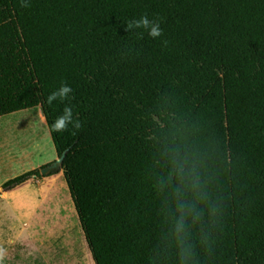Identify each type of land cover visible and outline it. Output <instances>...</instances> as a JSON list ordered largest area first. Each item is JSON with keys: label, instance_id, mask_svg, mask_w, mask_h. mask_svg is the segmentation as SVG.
Segmentation results:
<instances>
[{"label": "trees", "instance_id": "16d2710c", "mask_svg": "<svg viewBox=\"0 0 264 264\" xmlns=\"http://www.w3.org/2000/svg\"><path fill=\"white\" fill-rule=\"evenodd\" d=\"M28 2L0 0V116L40 106L50 127L72 108L81 128L51 135L101 256L173 233L181 190L186 228L224 212L221 78L236 262L264 264V0ZM145 14L160 38L127 31Z\"/></svg>", "mask_w": 264, "mask_h": 264}, {"label": "rangeland", "instance_id": "374dc122", "mask_svg": "<svg viewBox=\"0 0 264 264\" xmlns=\"http://www.w3.org/2000/svg\"><path fill=\"white\" fill-rule=\"evenodd\" d=\"M218 105L220 122L221 154L224 166V197L225 210L223 213L206 219L192 227L186 228V244L188 252L183 258L177 244L175 233H169L137 245L113 259H104L99 251L89 219L83 207L82 198L79 194L73 171L69 163H65L61 170L46 181L55 180L54 194L65 197L54 202L64 205L62 210L66 215L71 208L69 195L74 201L78 218L81 224V240L74 232V237L63 240L64 254L69 252L75 255L78 252V264H237L234 242V217L230 192L229 179V154L228 137L226 131L225 98L222 79L218 80ZM31 113L22 111L0 117V152L13 157L11 166L2 173V178L8 180L22 173H30L38 168L41 163L54 160L56 147L51 135L50 127L40 106L30 109ZM23 115H32L25 124L19 127L13 126ZM40 170V169H39ZM30 173L31 180L33 173ZM48 190V187H47ZM21 195L25 193L35 195L34 190L22 188ZM67 207V208H66ZM56 226L47 225L40 228L36 233L42 239L45 236L57 235ZM36 230V229H35ZM49 244V243H48ZM80 245V246H79ZM51 248L55 246L49 244ZM58 249L59 244L57 245ZM79 246V247H78ZM2 247V246H0ZM79 250V251H78ZM36 258L34 249L25 256V261ZM19 257L6 255L3 264H17Z\"/></svg>", "mask_w": 264, "mask_h": 264}, {"label": "crops", "instance_id": "0c3cea01", "mask_svg": "<svg viewBox=\"0 0 264 264\" xmlns=\"http://www.w3.org/2000/svg\"><path fill=\"white\" fill-rule=\"evenodd\" d=\"M30 109L32 108L21 111L27 114L31 113ZM10 160L13 162V157L0 152V191L2 184L7 181L2 178V173L10 168L12 163ZM51 161L41 163L38 168H31L32 172L38 171ZM54 184L55 180L54 182H47L48 190L45 192L39 191L30 180L12 189L2 190L0 199V246L6 249L7 255L14 256L15 259L19 257L17 264H78V252L75 255L70 252L64 254L63 248V240L65 238L73 239L74 232H77V236L81 240V224L78 213L70 195L71 208L68 214L63 213L64 205L62 204L59 208V204L54 202L60 197L53 192ZM22 188L34 190L35 195L19 194L21 193L19 190ZM59 199L66 200L65 197ZM47 225L56 226V232H59L57 235L45 236L40 239L36 233L40 228ZM48 243L55 247L51 248ZM31 249H34L36 258L35 260L29 258L25 261V256L29 255Z\"/></svg>", "mask_w": 264, "mask_h": 264}, {"label": "clouds", "instance_id": "9594fccd", "mask_svg": "<svg viewBox=\"0 0 264 264\" xmlns=\"http://www.w3.org/2000/svg\"><path fill=\"white\" fill-rule=\"evenodd\" d=\"M22 7H30L28 0H21ZM138 32L139 36H143L144 33L153 39L160 38L163 33L160 27V23L156 20L149 19L145 14L139 19L129 20L127 22V31ZM72 89L67 84H62L59 89L52 92L46 97V102L49 106L53 105V102L59 101L61 103L65 102L70 98ZM69 125H72L74 129H80L81 123L78 120L73 119V111L71 107L66 106L64 108L63 114L58 116L51 124L50 131L54 133L66 132L69 129ZM75 134V133H73ZM183 169H180L182 173ZM191 189L194 193L199 195V184L195 179L191 182ZM195 212V206L192 202L184 199L182 190L177 193V204H176V220L174 226V233L177 239V244L180 249L181 258L185 256L188 252L186 244V225L187 217ZM6 249L0 247V264H3L6 258Z\"/></svg>", "mask_w": 264, "mask_h": 264}, {"label": "water", "instance_id": "95a60500", "mask_svg": "<svg viewBox=\"0 0 264 264\" xmlns=\"http://www.w3.org/2000/svg\"><path fill=\"white\" fill-rule=\"evenodd\" d=\"M68 152L69 149H66L51 164L41 167L39 173H41L43 176H50L58 173L65 164Z\"/></svg>", "mask_w": 264, "mask_h": 264}, {"label": "built area", "instance_id": "2783aa9c", "mask_svg": "<svg viewBox=\"0 0 264 264\" xmlns=\"http://www.w3.org/2000/svg\"><path fill=\"white\" fill-rule=\"evenodd\" d=\"M30 181L39 191L45 192L47 190L46 178L41 173H33Z\"/></svg>", "mask_w": 264, "mask_h": 264}, {"label": "bare ground", "instance_id": "6f19581e", "mask_svg": "<svg viewBox=\"0 0 264 264\" xmlns=\"http://www.w3.org/2000/svg\"><path fill=\"white\" fill-rule=\"evenodd\" d=\"M28 118L32 119V115H23L18 121H16L15 123H13V126H15V127H19V124H20V123L25 124V123H26L25 121H26Z\"/></svg>", "mask_w": 264, "mask_h": 264}, {"label": "flooded vegetation", "instance_id": "af4514ba", "mask_svg": "<svg viewBox=\"0 0 264 264\" xmlns=\"http://www.w3.org/2000/svg\"><path fill=\"white\" fill-rule=\"evenodd\" d=\"M54 160H55V159H54ZM54 160H53V161H54ZM53 161H51L49 164H51ZM49 164H48V165H49ZM51 176H52V175H50V176H45V178H46V177L49 178V177H51Z\"/></svg>", "mask_w": 264, "mask_h": 264}]
</instances>
